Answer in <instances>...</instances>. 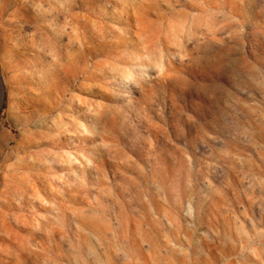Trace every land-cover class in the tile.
I'll return each instance as SVG.
<instances>
[{"label": "rangeland", "instance_id": "obj_1", "mask_svg": "<svg viewBox=\"0 0 264 264\" xmlns=\"http://www.w3.org/2000/svg\"><path fill=\"white\" fill-rule=\"evenodd\" d=\"M0 264H264V0H0Z\"/></svg>", "mask_w": 264, "mask_h": 264}]
</instances>
